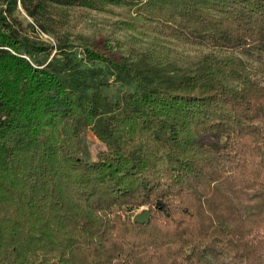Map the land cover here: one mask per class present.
<instances>
[{
	"label": "trees",
	"instance_id": "obj_1",
	"mask_svg": "<svg viewBox=\"0 0 264 264\" xmlns=\"http://www.w3.org/2000/svg\"><path fill=\"white\" fill-rule=\"evenodd\" d=\"M6 1L0 264H264V82L228 86L235 61L214 53L170 78L88 46L79 58L60 43L50 58ZM43 1L124 5L167 36L264 58V0ZM87 130L107 147L97 160L82 156Z\"/></svg>",
	"mask_w": 264,
	"mask_h": 264
},
{
	"label": "rangeland",
	"instance_id": "obj_2",
	"mask_svg": "<svg viewBox=\"0 0 264 264\" xmlns=\"http://www.w3.org/2000/svg\"><path fill=\"white\" fill-rule=\"evenodd\" d=\"M8 5L6 0H0V7L6 9ZM4 15L20 36L52 46L50 58L60 43L68 44L79 58L84 57V47L88 46L145 68H156L164 78H170L196 72L203 57L214 53L220 57L230 56L235 61L237 74L226 80L228 86L240 88L248 75L264 82V58L212 49L167 36L155 23L135 17L133 11L124 5H108L104 10H96L43 0H17V4ZM114 83V92L127 88L120 81ZM82 139L85 159L97 160L107 149L90 130L82 135ZM223 140L214 134L202 137L204 143L212 145ZM146 209L133 207L125 208V211L134 218Z\"/></svg>",
	"mask_w": 264,
	"mask_h": 264
},
{
	"label": "water",
	"instance_id": "obj_3",
	"mask_svg": "<svg viewBox=\"0 0 264 264\" xmlns=\"http://www.w3.org/2000/svg\"><path fill=\"white\" fill-rule=\"evenodd\" d=\"M150 217H151V213L148 209H146L142 213L136 215L133 220H134V222L144 224V223H148L150 221Z\"/></svg>",
	"mask_w": 264,
	"mask_h": 264
}]
</instances>
